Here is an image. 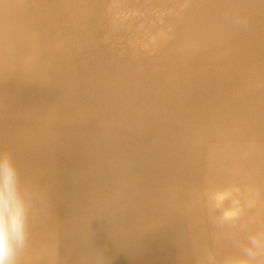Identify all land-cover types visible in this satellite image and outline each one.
<instances>
[{
	"label": "bare ground",
	"instance_id": "bare-ground-1",
	"mask_svg": "<svg viewBox=\"0 0 264 264\" xmlns=\"http://www.w3.org/2000/svg\"><path fill=\"white\" fill-rule=\"evenodd\" d=\"M0 150L21 264H226L264 233V0H0Z\"/></svg>",
	"mask_w": 264,
	"mask_h": 264
},
{
	"label": "clouds",
	"instance_id": "clouds-1",
	"mask_svg": "<svg viewBox=\"0 0 264 264\" xmlns=\"http://www.w3.org/2000/svg\"><path fill=\"white\" fill-rule=\"evenodd\" d=\"M221 204L218 200L216 207ZM30 212L15 159L10 152L0 150V264H21L30 238ZM234 218L225 211L223 219ZM226 264H264V233L249 236Z\"/></svg>",
	"mask_w": 264,
	"mask_h": 264
}]
</instances>
